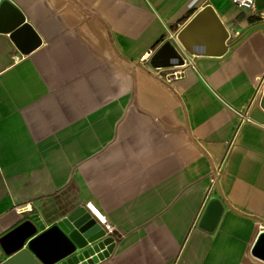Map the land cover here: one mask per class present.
I'll return each instance as SVG.
<instances>
[{
	"label": "crops",
	"instance_id": "obj_1",
	"mask_svg": "<svg viewBox=\"0 0 264 264\" xmlns=\"http://www.w3.org/2000/svg\"><path fill=\"white\" fill-rule=\"evenodd\" d=\"M10 2L39 44L0 29V238L90 204L115 240L94 264H264V20L230 0ZM206 5L238 33L219 56L175 39ZM168 39L169 80V53L150 61Z\"/></svg>",
	"mask_w": 264,
	"mask_h": 264
},
{
	"label": "water",
	"instance_id": "obj_2",
	"mask_svg": "<svg viewBox=\"0 0 264 264\" xmlns=\"http://www.w3.org/2000/svg\"><path fill=\"white\" fill-rule=\"evenodd\" d=\"M5 27L16 47L23 53L39 44V37L23 14L10 0H1L0 29ZM229 33L210 5L204 6L177 32L175 39L190 55L219 56L228 48ZM168 52V59L161 66H175L183 58L169 40L151 56V63ZM264 108V91L261 98ZM221 205L211 198L204 215L213 220L219 215ZM25 220L0 238L1 252L7 258L0 264H94L113 251L114 238L106 234L85 206H79L60 218L53 226L36 237L30 238L41 222ZM56 251L50 254L49 251ZM253 252L264 257V230L255 242Z\"/></svg>",
	"mask_w": 264,
	"mask_h": 264
},
{
	"label": "built area",
	"instance_id": "obj_3",
	"mask_svg": "<svg viewBox=\"0 0 264 264\" xmlns=\"http://www.w3.org/2000/svg\"><path fill=\"white\" fill-rule=\"evenodd\" d=\"M230 1L236 7L247 11L251 16H257L258 18L264 20V6L259 7L257 5L258 0H230ZM262 1H264V0H262ZM228 33H229L228 39H231L232 35L235 37L238 34L236 32L232 33V31H229V30H228ZM185 62H186V60L183 59L182 64L175 65V66H169L170 70L165 73L166 79L169 80L171 77H176L177 75H179L181 72L180 66L184 65ZM87 208L90 210L91 214L95 217L96 221L105 230L106 234H109L113 231V225L107 220V218L104 214H101L98 210H96L90 204H87Z\"/></svg>",
	"mask_w": 264,
	"mask_h": 264
}]
</instances>
